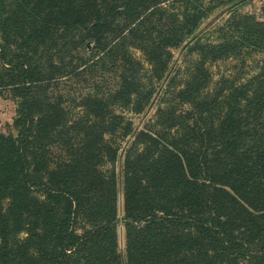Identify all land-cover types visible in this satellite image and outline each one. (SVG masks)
<instances>
[{
	"label": "trees",
	"instance_id": "obj_1",
	"mask_svg": "<svg viewBox=\"0 0 264 264\" xmlns=\"http://www.w3.org/2000/svg\"><path fill=\"white\" fill-rule=\"evenodd\" d=\"M203 7L0 0V86L18 100L16 134H0V264H264V57L245 78L216 81L209 67L244 63L245 45L264 54V32L234 17L204 40ZM180 45L189 52L175 69ZM98 66L116 85L84 96L82 115L50 94ZM156 103L136 127L128 113ZM54 145L62 156L50 159Z\"/></svg>",
	"mask_w": 264,
	"mask_h": 264
},
{
	"label": "rangeland",
	"instance_id": "obj_2",
	"mask_svg": "<svg viewBox=\"0 0 264 264\" xmlns=\"http://www.w3.org/2000/svg\"><path fill=\"white\" fill-rule=\"evenodd\" d=\"M170 3V1H169ZM204 7H210L208 11V18L204 19L200 28L197 30L198 36H202L205 39H214L215 33H213L214 28L222 25L227 21H232L234 17L237 18L236 21H241V31H246L245 27H254L261 29L264 32V0H203ZM167 4V3H166ZM165 4V5H166ZM164 6V5H163ZM253 20L255 23H253ZM240 35V34H239ZM262 38V43H264V37ZM4 43L2 36L0 35V44ZM263 45V44H262ZM180 45L179 47L172 48L173 53V67L175 69L179 66H184L186 62L184 61L188 49H183ZM81 52L85 53L86 56H90L88 52V46L82 47ZM136 56L142 59L140 52L135 50ZM240 56L243 57L244 63L238 61L236 58H230L226 60H218L209 65L214 80L218 81L221 76L228 79L236 78V76L242 75V77H250L252 74L258 71L259 61L264 57V54L257 49L251 47L250 45L242 46L240 50ZM4 67H6L1 60L0 56V74L4 72ZM6 81L7 78H4ZM117 78L113 77V72L109 68L101 69L100 66L94 67L83 75L71 78H65L58 81V85L54 86L50 90V94L59 97L61 99V106L65 109H71L72 113L76 116L82 115L84 107L78 106L77 104L81 99L86 96H104L111 92L116 85ZM241 80V79H240ZM162 83V81L160 82ZM11 88L6 86H0V134H16V129L14 128V118L16 117V109L18 108V100L13 97ZM77 105V106H75ZM157 108V103L150 106L147 111L140 114L128 113L129 117L132 118L134 125L136 127L142 128L144 123L152 118ZM124 145V142H120ZM62 156V151L60 145H54L51 148V153H48V158L56 159ZM53 160L50 166L53 167ZM121 165V157H119L116 164V169L119 170ZM104 168H110V165H105ZM121 188V184L119 185ZM121 190V189H120ZM39 195V194H38ZM40 198L43 196L39 195ZM121 206H122V193L119 191L118 195V209L119 216H121ZM21 214V213H20ZM42 214V213H41ZM40 214V215H41ZM38 218L35 213L28 214L27 221L34 222ZM19 220V217H18ZM87 223H79L77 233H82V228ZM37 227L42 229V232L52 230V226H48L44 222H37ZM18 229V228H17ZM25 229V227H24ZM40 231V230H39ZM19 235H24V230L22 229ZM117 237H118V247L119 250L125 253L126 237L124 234V226L122 223L117 225ZM238 264H249L246 260L241 259Z\"/></svg>",
	"mask_w": 264,
	"mask_h": 264
}]
</instances>
